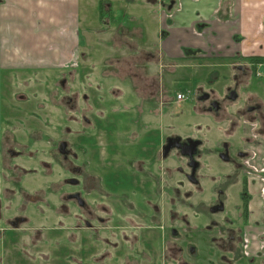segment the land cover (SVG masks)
<instances>
[{"label": "flooded vegetation", "instance_id": "af4514ba", "mask_svg": "<svg viewBox=\"0 0 264 264\" xmlns=\"http://www.w3.org/2000/svg\"><path fill=\"white\" fill-rule=\"evenodd\" d=\"M167 13L172 16L171 9ZM216 20L236 24L229 17ZM128 58L119 69L140 65ZM247 58L213 66L212 87L198 91L199 108L217 124L211 147L202 139L169 135L163 129L154 138L153 129L143 122L148 112L153 113L155 86L150 76L134 84L145 94L137 89L139 96L133 93L138 102L133 103L135 116L124 115L132 127L123 140L120 116L112 118L106 112L98 116V124L82 116L79 129L67 125L65 134L58 129L56 138L42 132L37 139L42 116L38 103L32 102L36 95L17 92L19 81L3 80V75L0 263L264 264V109L252 99L234 113L227 111L239 95V83L264 77V56ZM10 70L3 73L9 76L14 72ZM217 80L222 81V95L214 87ZM65 81L61 80L64 87ZM66 90L62 98L72 124L78 93ZM120 106L112 115L128 111ZM158 114L162 117L163 111ZM49 140L50 147H32ZM125 141L137 156L117 158L114 168H104L100 145L125 148ZM168 159L178 163L176 176L168 175ZM156 168L159 173L154 174ZM9 246L14 250L6 252Z\"/></svg>", "mask_w": 264, "mask_h": 264}, {"label": "crops", "instance_id": "0c3cea01", "mask_svg": "<svg viewBox=\"0 0 264 264\" xmlns=\"http://www.w3.org/2000/svg\"><path fill=\"white\" fill-rule=\"evenodd\" d=\"M216 17L237 21L222 24ZM95 21L100 25L93 27ZM91 37L96 45L114 40L118 55H127L129 62L131 54L142 55V61L150 55L165 63L184 62V70L205 60L212 67L245 62L264 56V0H0V83L4 70L57 67L60 53L73 47L69 60L74 59L65 66L83 67ZM21 56L30 63L15 67Z\"/></svg>", "mask_w": 264, "mask_h": 264}, {"label": "rangeland", "instance_id": "374dc122", "mask_svg": "<svg viewBox=\"0 0 264 264\" xmlns=\"http://www.w3.org/2000/svg\"><path fill=\"white\" fill-rule=\"evenodd\" d=\"M91 25L97 27L100 24L95 21ZM80 28L81 30L85 29V24H81ZM60 32L63 33V27L60 28ZM102 41V43L96 45L98 42L97 39L93 40V37L89 39L88 53L90 54V59L83 67L79 66L78 68L70 69L71 66H65V62L70 63L74 59L69 60L74 55L73 47L69 51L60 53L59 60L55 65L57 67L43 68L40 66V68H36L33 71L17 68L15 70L13 69L14 72L12 74L14 76H11L12 74L7 76V73H3L2 71V74L5 75L3 80L15 79L19 81L17 86L14 87V90L25 95L27 91H33L36 95V97L32 98V102L38 103L37 108L42 116L41 122L38 123L40 131L35 134L37 139L40 138L39 133L42 132L49 139L56 138L60 135L58 134V129H62L64 133L67 125L72 126L73 129H79L81 127L80 122L82 121V116H86L92 122L98 124V120H101L98 116H103L101 113L106 112L112 118L120 116L119 128L122 133L121 140H123V133L132 127L131 120L124 115L134 114L133 116H135L133 103L135 101L138 102V99L133 93L134 91L137 92V90H140L142 94H145L140 88H136L134 84H138L137 81L144 79L145 76H150L155 86L152 87L151 109L153 113L151 115L148 112L143 122L147 123V127L149 125L153 129L154 138L163 129L169 135L178 134L184 137L199 138L203 140L204 146H212V135L217 133V124L212 120V115L207 114L199 108L200 102L197 99L199 89L203 88L209 91L212 87L211 61L195 62V66H189L188 70H184L180 67V63L184 62L165 63V61H162V63H159L157 60L150 61L149 59L141 62L143 60L141 56L137 57V55L131 54L134 55L130 56L132 62H137L140 65L137 67L134 64V66L129 68L119 69L127 62V55H118L120 51L113 44L115 43L114 40L111 41L112 44L105 42L104 39ZM95 48L96 50H94ZM122 52L126 53L125 50ZM21 57L18 64L14 65L15 67L30 63L29 57ZM85 59L86 57L83 58V60ZM64 78H66L64 85L67 89L74 92L77 91L78 93L76 99L77 108L73 109L71 113V115L76 117V121L72 124H68L67 122L66 116L68 117L70 114V109L67 107L66 101L63 100L64 98H62V95L67 92L66 87L61 85V80ZM220 79L222 80V76H220ZM10 82L12 84L13 80H10ZM214 87L222 95L224 89L222 81L217 80ZM238 89L239 95L231 103L227 111L234 113L236 110L249 105L252 99L262 104L264 109V77L252 76L248 85L247 83L241 82L238 85ZM112 90L114 91L112 92ZM82 94H85L86 97L83 98ZM137 96H139L138 92ZM162 103L164 104L163 106ZM119 105L128 111L112 115V112L117 110ZM108 110L110 112H107ZM160 110L163 111L162 117L158 114ZM136 119L139 120L137 117ZM105 121L107 123L106 119ZM86 126L88 127V124ZM71 137L73 138L72 135ZM75 142L79 143L78 140H75ZM38 143L41 146H44L46 143L49 147L51 146L49 140L35 142L32 147L35 148ZM127 143V147L125 148H121L117 143H107L108 146L106 147L100 145V154L98 157L106 160L104 162V168H114L113 165L116 163L115 160L117 158L125 159L128 156L130 158L137 156V150L131 151L129 142ZM114 147H117L119 150L114 151ZM78 150L81 160L83 155L79 144ZM121 153L126 156H118ZM127 159L129 158L125 160ZM176 165H178L177 162L175 164V162L168 159V175L170 177L177 175L175 172ZM58 169L57 164L55 174ZM153 173H159L158 169H154ZM109 174H111V171ZM173 180L175 179H171V181ZM11 250H14V248L10 246L5 249L6 252ZM5 264H9V262ZM21 264H39V262L33 263L31 260H26L25 263Z\"/></svg>", "mask_w": 264, "mask_h": 264}, {"label": "built area", "instance_id": "2783aa9c", "mask_svg": "<svg viewBox=\"0 0 264 264\" xmlns=\"http://www.w3.org/2000/svg\"><path fill=\"white\" fill-rule=\"evenodd\" d=\"M217 12V9L216 10H214V13H216ZM167 17H171V14L170 13H167V15H166ZM218 17H216V19H217ZM230 19V18H229ZM230 20H232V22H236L237 20L236 19H230ZM203 31H201V32H196L195 31V34L196 35H198V36H203Z\"/></svg>", "mask_w": 264, "mask_h": 264}, {"label": "trees", "instance_id": "16d2710c", "mask_svg": "<svg viewBox=\"0 0 264 264\" xmlns=\"http://www.w3.org/2000/svg\"><path fill=\"white\" fill-rule=\"evenodd\" d=\"M99 9H100V11H103V12H102V15H104V16L107 15L108 12H105L106 8L104 9V7L102 6V4L99 6ZM104 13H105V14H104ZM100 31H101V30H100ZM259 59H261V58H259Z\"/></svg>", "mask_w": 264, "mask_h": 264}]
</instances>
